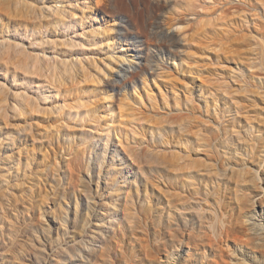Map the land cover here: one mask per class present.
Instances as JSON below:
<instances>
[{
	"label": "rangeland",
	"instance_id": "374dc122",
	"mask_svg": "<svg viewBox=\"0 0 264 264\" xmlns=\"http://www.w3.org/2000/svg\"><path fill=\"white\" fill-rule=\"evenodd\" d=\"M262 225L264 0H0V264L261 263Z\"/></svg>",
	"mask_w": 264,
	"mask_h": 264
},
{
	"label": "bare ground",
	"instance_id": "6f19581e",
	"mask_svg": "<svg viewBox=\"0 0 264 264\" xmlns=\"http://www.w3.org/2000/svg\"><path fill=\"white\" fill-rule=\"evenodd\" d=\"M144 67V66H143ZM142 67V71H145V68ZM249 227H251L250 223ZM253 233L256 237V246H257V253L260 255L261 263L251 261L250 264H264V225L261 228H257L253 230ZM238 264H247V262H241Z\"/></svg>",
	"mask_w": 264,
	"mask_h": 264
}]
</instances>
